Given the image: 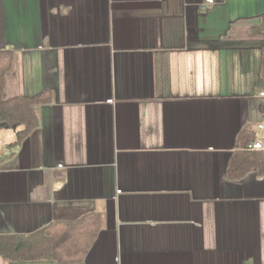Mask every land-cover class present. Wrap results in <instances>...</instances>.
Wrapping results in <instances>:
<instances>
[{
  "label": "crops",
  "instance_id": "obj_1",
  "mask_svg": "<svg viewBox=\"0 0 264 264\" xmlns=\"http://www.w3.org/2000/svg\"><path fill=\"white\" fill-rule=\"evenodd\" d=\"M206 1L0 0L4 98L54 96L0 129V235L98 228L83 261L0 264H264V175L228 178L264 122V0Z\"/></svg>",
  "mask_w": 264,
  "mask_h": 264
},
{
  "label": "trees",
  "instance_id": "obj_2",
  "mask_svg": "<svg viewBox=\"0 0 264 264\" xmlns=\"http://www.w3.org/2000/svg\"><path fill=\"white\" fill-rule=\"evenodd\" d=\"M264 22V16H263ZM14 51L0 50V129L18 131V143L40 127L38 107L51 103L53 94L44 91L34 96L4 98V80L11 70ZM264 76V49L262 58ZM256 138L253 125L241 131L237 150L228 167V178L238 180L249 171L264 175V151L249 146ZM98 228L85 220L55 222L31 234L0 235V256L11 261H83L95 241Z\"/></svg>",
  "mask_w": 264,
  "mask_h": 264
},
{
  "label": "built area",
  "instance_id": "obj_3",
  "mask_svg": "<svg viewBox=\"0 0 264 264\" xmlns=\"http://www.w3.org/2000/svg\"><path fill=\"white\" fill-rule=\"evenodd\" d=\"M214 0H207L206 3L203 4V8H206L208 4H213ZM261 95L264 96V92H261ZM108 102L112 103L113 99H110ZM250 150L253 151H264V122L259 123L257 125L256 138L253 143L249 146ZM59 168L64 169V165H58ZM121 191H118L120 193Z\"/></svg>",
  "mask_w": 264,
  "mask_h": 264
}]
</instances>
